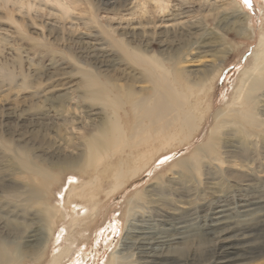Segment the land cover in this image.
Returning a JSON list of instances; mask_svg holds the SVG:
<instances>
[{
	"label": "bare ground",
	"instance_id": "bare-ground-1",
	"mask_svg": "<svg viewBox=\"0 0 264 264\" xmlns=\"http://www.w3.org/2000/svg\"><path fill=\"white\" fill-rule=\"evenodd\" d=\"M150 2L155 15L142 14V19L154 17L155 23L138 22L136 14L110 20L114 29L146 41L149 36L160 37L158 42L165 43L163 51L168 53L163 65L137 53L138 72L124 64L119 52L96 31L82 38L85 59L95 69L117 70L122 65L137 71L134 82L101 84L96 76L72 72L77 85L66 72L65 60L50 55L38 69L27 66L36 70H27L31 84L25 89L38 101L17 108L8 103L9 95L12 85L23 87L24 80L13 78L12 85L2 81L0 264H21L40 256L49 244L57 245L58 229L67 220L68 226L85 222L89 227L106 207V202L101 206V197L110 201L134 185L133 192L125 193V235L110 258L119 262L126 258L133 264H189L195 259L183 257L181 251L194 238L205 237H210L205 256L213 264H248L264 257L260 50L246 61L230 99L219 108L213 100L225 69L218 56L228 49L217 30L243 35L248 15L238 0ZM210 17L216 20L213 29L207 24ZM261 31L257 46L264 42ZM9 47L7 54L14 52ZM184 54L188 58H178ZM179 60L187 62V68H178ZM45 73L48 87L38 90L40 74ZM83 125L93 133L80 138L73 131ZM179 150L188 154L157 168ZM150 173L137 188L140 178ZM65 174L75 180L61 184ZM57 195L62 206L47 200ZM64 241L67 246L56 250L49 264L70 256L75 242L68 237Z\"/></svg>",
	"mask_w": 264,
	"mask_h": 264
},
{
	"label": "rangeland",
	"instance_id": "rangeland-1",
	"mask_svg": "<svg viewBox=\"0 0 264 264\" xmlns=\"http://www.w3.org/2000/svg\"><path fill=\"white\" fill-rule=\"evenodd\" d=\"M134 1L135 0H115L116 3L110 5L107 3V0H0V60L2 61L0 63V85L4 83L2 81H9L5 84L11 83L12 85L16 77H22L21 79L24 80L23 87L12 85L13 88L11 90V95H9L10 98L8 96L11 100L8 102L11 107L25 108L24 105H30V103L33 104L38 101L37 98L30 97L31 91L25 89V86L27 83L28 85L31 84L28 78L29 72L42 67L44 65L42 62L50 55L65 60L68 66L66 72H68V74L70 73L69 76L73 81L72 83L76 82L77 85L78 79H76L75 76H71L72 72L74 74L77 73V76H96L101 84L111 81L115 85H122L123 82L135 81V77L138 76L135 75L137 71H131L127 69L128 67L126 68L122 65L118 67L117 70L108 68L104 71L103 67L98 70L95 69L94 64L85 59L86 57L82 44V38L85 33H93L96 31L103 40H106L109 45L111 44L110 46L119 52V55L124 60V64L137 68L139 70L138 72L141 70L139 66L141 59L134 57L137 53L145 54L147 58L152 60L153 64L163 65V58H167L168 53L163 51L165 43L158 42L160 37L149 36L151 39L146 41L147 39L141 36L132 35L130 33L127 34V31L114 29L115 25L110 20V17L126 19L129 15L136 14L138 22L155 23V21L158 20L154 17L144 21L142 19V14L150 13L155 15V5L153 6L150 0H136L133 5H130ZM238 2L241 5L243 4V11L248 15L246 20L243 21V35L238 36L231 32L217 30V37L223 41L225 47L228 45V49L224 50L223 54L218 56L219 58H223L221 64H223V68H225L223 69L224 71L221 79L217 83L215 97L213 99L215 106L218 108L221 107L226 100L230 99L233 92V85L237 82L240 71L244 65L247 64L246 61L250 58L253 51L256 49L258 51L260 50L259 57L261 56V58L264 59V42L257 46L259 37H261L259 35L262 33L261 29H264V0H247V3H245V0H238ZM119 6L123 7L119 8ZM52 19L56 22L53 23L55 24L53 26L51 25ZM215 23L216 20L214 18L210 17L207 19V24L211 29L215 28ZM3 34H7V36ZM6 46H10L9 49H13L14 52L7 54L5 50ZM17 50L20 54L23 53V55H18L19 52ZM25 53L31 58L27 59L24 57V55H26ZM34 55L36 57H34ZM183 57L186 58L187 54L181 55L178 58ZM36 62H38L39 65ZM184 62L185 61L179 60L177 62V67L180 69L187 68L188 63ZM28 64L36 67V69L33 67L30 69V67H27ZM27 70H29V72ZM41 72H44V70H40V73ZM43 75L40 74V85L37 86L38 90H43L48 87L46 82L47 73ZM224 108L226 107H222V109ZM77 130L78 133L76 132ZM73 132L76 133V136L81 138L85 137L87 134L93 133V130L83 125V127L79 126ZM40 139L41 136L38 135L35 141L38 142ZM187 154V150H179V153L165 158L160 162L157 168L177 159L180 155L184 156ZM151 175L150 173L144 175L145 177H141L137 184V188L148 181ZM72 176L73 175L70 176V174L63 175L61 177V184L67 179L68 183L73 182L75 179H73ZM59 186L55 189H59ZM134 187L135 185L131 186L125 193L130 194L134 191ZM125 193L117 195V198L115 197V199L110 201H103L101 197L100 200L103 202L101 206L106 202V207L102 210L101 215L97 216L95 221L91 220L92 223L90 222L91 224L89 227H86L87 225L85 222L76 225L71 224L69 227L67 225L68 220L66 219V224H63L62 227L58 229L59 238L56 241L57 245L49 244L46 250L40 256L36 257L37 259L34 257L26 258L21 264H49L50 258L55 251L67 246L66 241H64L66 237H68L69 241L74 240L75 244L70 256L67 258L68 260L66 259L60 264H79L81 262L82 264H133L131 260H127L126 258L120 262L119 260L110 258L113 253L116 255V251L120 247V240H122L125 235L124 230L127 216L124 214V201L128 198V195ZM53 197H49L50 199L47 198L48 202L62 206L59 195ZM209 238L210 237H205L201 240L194 238L192 243L184 247L181 251L184 255L183 257L191 256L195 259V261L193 260L189 262V264H213L211 263L212 261L209 255L205 256V254H207L205 251H209L210 247V243L208 242ZM18 245L21 249V240H19ZM120 251L121 250L118 252ZM126 256H128V253ZM247 262H249L248 264H264V257Z\"/></svg>",
	"mask_w": 264,
	"mask_h": 264
},
{
	"label": "snow or ice",
	"instance_id": "snow-or-ice-1",
	"mask_svg": "<svg viewBox=\"0 0 264 264\" xmlns=\"http://www.w3.org/2000/svg\"><path fill=\"white\" fill-rule=\"evenodd\" d=\"M245 3H247V0H245Z\"/></svg>",
	"mask_w": 264,
	"mask_h": 264
}]
</instances>
